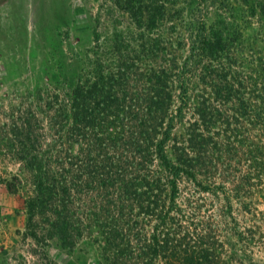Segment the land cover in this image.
Listing matches in <instances>:
<instances>
[{
	"label": "trees",
	"instance_id": "trees-1",
	"mask_svg": "<svg viewBox=\"0 0 264 264\" xmlns=\"http://www.w3.org/2000/svg\"><path fill=\"white\" fill-rule=\"evenodd\" d=\"M105 2L112 26L16 127L27 235L99 264H258L264 221L239 218L264 181V0Z\"/></svg>",
	"mask_w": 264,
	"mask_h": 264
},
{
	"label": "rangeland",
	"instance_id": "rangeland-1",
	"mask_svg": "<svg viewBox=\"0 0 264 264\" xmlns=\"http://www.w3.org/2000/svg\"><path fill=\"white\" fill-rule=\"evenodd\" d=\"M107 4L105 0H0V264H99L97 253L85 245L69 251L56 241L37 243L29 237L24 202L31 186L14 179L21 173L15 160L16 127L32 102L30 90L68 72V65L93 45L94 30L104 33L112 26L115 15L108 13ZM116 14V19L128 23ZM255 31L249 29L247 36L253 37ZM248 155L242 151L230 165L239 177L251 169ZM5 180L15 183L11 191ZM246 194L256 204L253 213L240 215V231L264 221V181L254 183ZM229 251L226 246L221 264H249L243 253L230 261ZM252 252L258 264L264 263L262 250Z\"/></svg>",
	"mask_w": 264,
	"mask_h": 264
}]
</instances>
